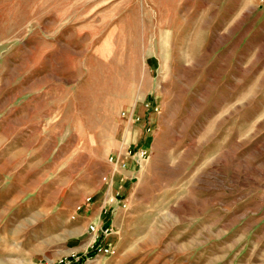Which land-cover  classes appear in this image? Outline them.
<instances>
[{"label": "rangeland", "instance_id": "rangeland-1", "mask_svg": "<svg viewBox=\"0 0 264 264\" xmlns=\"http://www.w3.org/2000/svg\"><path fill=\"white\" fill-rule=\"evenodd\" d=\"M0 264H264V0H0Z\"/></svg>", "mask_w": 264, "mask_h": 264}, {"label": "built area", "instance_id": "built-area-1", "mask_svg": "<svg viewBox=\"0 0 264 264\" xmlns=\"http://www.w3.org/2000/svg\"><path fill=\"white\" fill-rule=\"evenodd\" d=\"M127 157L134 158L135 163L137 167H140L141 163L146 159L147 157V152L144 151L143 149H137L134 152L128 151L126 154ZM109 165L114 169V170H124L126 169V162L124 160V157L122 156H112L108 159ZM102 183L107 185L109 188H111V183L107 179V177L102 178ZM91 198H87L85 202L82 205H78L74 212L73 215L71 216L72 219L76 218V215L78 212H82L83 208L86 206L90 205ZM125 203L122 202V200L118 199V195H106L103 201L102 205V210L104 212L107 211L108 208H111V212L113 213L114 210L121 208H125ZM87 231L89 234L92 235L93 237V242L91 245V253L93 255H108L112 254V250L110 247L106 245H102L100 242V237L97 235L98 231L95 227V225H89L87 227ZM111 233V227L103 228L100 231L101 238L104 239L108 237ZM74 257H72L73 259Z\"/></svg>", "mask_w": 264, "mask_h": 264}, {"label": "crops", "instance_id": "crops-1", "mask_svg": "<svg viewBox=\"0 0 264 264\" xmlns=\"http://www.w3.org/2000/svg\"><path fill=\"white\" fill-rule=\"evenodd\" d=\"M124 160L126 162V169L115 170L117 175L114 178V183L116 184V186L119 190H123L125 187H127L129 185V183L132 181L135 174L138 172V170L140 168V167H137L134 158L124 156ZM122 202H123V200H122ZM80 215L86 216L85 218H83V220L85 221V223L88 224V226L89 225H95V227L98 231L97 235L100 237V242L102 245H105L102 243L104 241L101 238L100 231L103 228L113 227L112 226V220H111V215H112L111 208H108L107 211L104 212L102 210V203L100 205L99 204L96 205L95 203H91L90 205L83 208ZM104 243H106V242H104ZM88 248L90 249V252H91V243H90Z\"/></svg>", "mask_w": 264, "mask_h": 264}]
</instances>
